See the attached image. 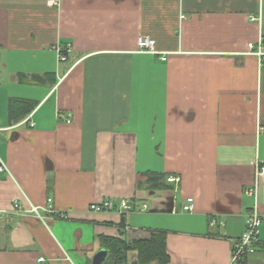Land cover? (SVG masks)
Segmentation results:
<instances>
[{"label":"crops","instance_id":"crops-1","mask_svg":"<svg viewBox=\"0 0 264 264\" xmlns=\"http://www.w3.org/2000/svg\"><path fill=\"white\" fill-rule=\"evenodd\" d=\"M259 38L264 0H0V264H91L99 237L153 229L167 264H229L253 210L243 263L264 264V58L247 53ZM11 98L36 105L12 120ZM104 199L131 211L89 210Z\"/></svg>","mask_w":264,"mask_h":264},{"label":"built area","instance_id":"built-area-1","mask_svg":"<svg viewBox=\"0 0 264 264\" xmlns=\"http://www.w3.org/2000/svg\"><path fill=\"white\" fill-rule=\"evenodd\" d=\"M50 4H56L57 0H49ZM251 20H256L258 18L251 16ZM70 44H66L65 46H56L55 50L57 52V57L59 61L66 60V54L70 50ZM247 53L253 54L257 56L259 59L264 58V39L259 38L255 43L250 42L247 45ZM137 48L141 52L151 53V54H159L160 52L155 50V41L148 36H140L137 39ZM161 60L166 59L165 54L160 55ZM29 118H26L25 122L28 121ZM69 122V120H67ZM29 126H34V122L30 121ZM258 132H264V126H258ZM6 170L4 164L0 165V171ZM256 176L264 177V162L262 165H258L255 170ZM166 181L169 183H176L179 181V178L176 176H167ZM118 209L121 213H128L131 211V206L127 200H121L119 202L118 208L111 199H104L99 202H94L90 204L89 210L95 212H103V211H112ZM182 209L184 211H192V198L187 197L185 204H183ZM14 211L21 212L22 209L19 207H15ZM29 212H34L37 217L41 218V216L37 212L36 207H31ZM46 212L52 213L53 208L51 204V199H48L47 206L45 208ZM212 223H216V219L213 218ZM222 223V222H220ZM261 224L260 215L256 210H253L246 214L244 228L241 234L232 240L231 245V254L229 264H244V258L248 253L254 251L256 244L259 241V227ZM38 261H43V257L38 258Z\"/></svg>","mask_w":264,"mask_h":264},{"label":"trees","instance_id":"trees-1","mask_svg":"<svg viewBox=\"0 0 264 264\" xmlns=\"http://www.w3.org/2000/svg\"><path fill=\"white\" fill-rule=\"evenodd\" d=\"M36 105L35 101L11 98L9 102V118L18 119L28 114ZM166 174H147L148 181H156L163 188H171L166 181ZM123 220V219H122ZM165 230H150L147 239L127 241L119 237H99L100 246L107 251L101 264H127L128 251H135L136 258L132 264H167L169 256L166 252Z\"/></svg>","mask_w":264,"mask_h":264},{"label":"water","instance_id":"water-1","mask_svg":"<svg viewBox=\"0 0 264 264\" xmlns=\"http://www.w3.org/2000/svg\"><path fill=\"white\" fill-rule=\"evenodd\" d=\"M107 255V251L105 249L99 250L92 258L91 264H101V262L105 259Z\"/></svg>","mask_w":264,"mask_h":264},{"label":"rangeland","instance_id":"rangeland-1","mask_svg":"<svg viewBox=\"0 0 264 264\" xmlns=\"http://www.w3.org/2000/svg\"><path fill=\"white\" fill-rule=\"evenodd\" d=\"M136 258V257H135ZM133 262H135V261H133ZM136 263V262H135Z\"/></svg>","mask_w":264,"mask_h":264}]
</instances>
